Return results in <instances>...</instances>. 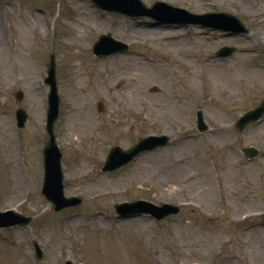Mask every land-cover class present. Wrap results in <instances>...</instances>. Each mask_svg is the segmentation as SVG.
I'll use <instances>...</instances> for the list:
<instances>
[{
	"label": "rangeland",
	"instance_id": "rangeland-1",
	"mask_svg": "<svg viewBox=\"0 0 264 264\" xmlns=\"http://www.w3.org/2000/svg\"><path fill=\"white\" fill-rule=\"evenodd\" d=\"M143 1L196 13L227 10L251 33L227 36L190 24L161 40L145 32L152 28L149 18L101 11L92 0H0V211L32 216L27 226L0 229V264H264V156L247 161L242 153L248 145L264 153V115L240 133L234 129L243 112L264 100V0ZM74 7L87 8L80 24L72 20ZM70 28L79 40L64 37ZM103 33L128 44V51L96 56L93 45ZM150 43L160 47L156 54L148 51ZM225 44L237 52L220 59L215 52ZM53 52L64 194L82 198L58 212L41 192L48 139L44 78ZM74 55L89 61L87 71L98 74L101 91L70 88ZM191 71L194 83L187 79ZM153 95L161 99H137ZM18 107L29 116L24 128L17 126ZM198 109L210 126L206 132L196 128ZM159 133L171 136L168 146L102 171L112 146L128 148ZM139 199L181 209L163 219L118 217L114 204ZM244 211L254 214L241 221ZM75 217L80 221L70 225ZM161 250L164 260L157 256Z\"/></svg>",
	"mask_w": 264,
	"mask_h": 264
},
{
	"label": "water",
	"instance_id": "water-1",
	"mask_svg": "<svg viewBox=\"0 0 264 264\" xmlns=\"http://www.w3.org/2000/svg\"><path fill=\"white\" fill-rule=\"evenodd\" d=\"M95 4L106 11H116L129 13L135 16H148L156 20L163 21H175L186 24L201 22L204 25L218 26L222 25L218 20L228 21L222 19L221 16H229L225 13H207L204 15L194 14L185 9L174 7L164 2H155L152 7L148 8L142 0H93ZM238 20V19H237ZM239 21V20H238ZM242 24V23H241ZM239 26H242V25ZM243 27V26H242ZM127 50V45L115 41L110 34L101 35L99 41L94 45V52L99 56H107L116 52H122ZM227 50L231 48H223L219 51V55H224ZM49 76L46 78V82L50 85V93L48 96V118H47V132L49 139L44 146V164H45V177L43 185V193L46 198L53 204L54 210H60L64 207L75 205L80 203V198H65L64 197V184H63V172L61 169V152L56 144V136L54 133L55 122L60 112V98L58 95V87L56 83L55 73V58L52 55L50 67L48 69ZM18 100L23 97L22 92H18L16 95ZM99 109L102 110V103H99ZM264 114V100L256 108L247 111L235 124V128L241 132L247 127V125L255 120H258ZM18 124L23 127L26 123L28 115L26 111L19 108L16 113ZM198 127L204 131L208 126L204 123L202 112L198 111ZM168 143V136H148L142 138L136 145L129 149H122L116 146L111 149L105 166L104 171H111L122 167L129 163L140 154L153 150L158 147H162ZM245 153L250 156H256L258 151L255 148L245 149ZM116 210L122 216L138 215L145 212L153 214L158 219L175 214L179 211L177 205L164 204L162 206H156L150 202L141 200L135 202H127L123 204H116ZM32 220L30 216H24L13 210H9L4 213H0V227H10L17 224L28 225ZM35 247L37 256L42 259L43 253L38 243L35 241ZM66 264H72L68 261Z\"/></svg>",
	"mask_w": 264,
	"mask_h": 264
},
{
	"label": "bare ground",
	"instance_id": "bare-ground-1",
	"mask_svg": "<svg viewBox=\"0 0 264 264\" xmlns=\"http://www.w3.org/2000/svg\"><path fill=\"white\" fill-rule=\"evenodd\" d=\"M86 11H87L86 7H74L72 20L74 22L80 24V21L82 20L83 15L86 14ZM39 23H40V21H39ZM145 23L148 26L152 27V28L147 27L146 29H144L145 32H147L148 34H150L152 36H155V37L157 36V38H159L161 40H166L169 36L174 37L176 32L181 31V29L183 27L182 25L175 24V23H162V22L157 23L154 21H145ZM42 29H44L43 31L46 34L45 36L48 37L49 33L47 31V26L44 23H42ZM64 37L69 38L71 41H76V40H79L81 36L79 34H77L76 32H74L70 28V29L66 30ZM72 44H76V42H72ZM147 49L151 54H156L157 50H159L160 47L157 45H154L153 43H150L149 47ZM72 59H75L76 63H74V66L72 65L73 69L70 71L71 80L68 83L70 88H72V87L73 88L74 87L75 88L88 87L91 91L93 90V92L101 91L102 90V88H101L102 83H100L98 81V78H97L98 74L96 75V73H90L89 71H87L89 61H87V59H84V60L80 59L78 57V55L72 56ZM92 63L95 64L97 62H94L92 60L91 65H92ZM102 63L103 62H99L98 65H100ZM90 75H92V77H90ZM86 76H88V79ZM195 78H197V73L195 71H191L187 75V79L190 83L193 81L195 82ZM150 98L144 99V98L139 97L137 99H138V101H142V102L158 101L159 99H161L160 95H156V96L153 95ZM217 100L219 101V99H217ZM90 216H96V213H93ZM78 221H80V220L77 217H75L71 220L70 225H75ZM164 255H165L164 250H161L160 252L157 253V256H159V258L162 260H164Z\"/></svg>",
	"mask_w": 264,
	"mask_h": 264
},
{
	"label": "flooded vegetation",
	"instance_id": "flooded-vegetation-1",
	"mask_svg": "<svg viewBox=\"0 0 264 264\" xmlns=\"http://www.w3.org/2000/svg\"><path fill=\"white\" fill-rule=\"evenodd\" d=\"M250 32H251V31H250ZM223 33H224L225 35H227V36L229 35V33H227L226 31H223ZM229 36H231V35H229ZM236 52H237V51H236ZM236 52H235V53H236ZM235 53H234V54H235ZM234 54H232L231 56H233ZM231 56H229V57H231ZM229 57H225V58H223V59H226V58H229ZM247 209H250V208H247ZM245 212H247V211H244V213H245ZM249 230H250V227H245V228L243 229V231L245 232L246 235L248 234ZM246 235H245V236H246Z\"/></svg>",
	"mask_w": 264,
	"mask_h": 264
}]
</instances>
